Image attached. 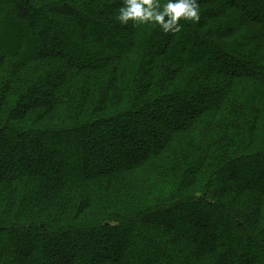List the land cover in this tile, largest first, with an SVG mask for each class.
I'll use <instances>...</instances> for the list:
<instances>
[{
  "label": "trees",
  "instance_id": "trees-1",
  "mask_svg": "<svg viewBox=\"0 0 264 264\" xmlns=\"http://www.w3.org/2000/svg\"><path fill=\"white\" fill-rule=\"evenodd\" d=\"M122 6L0 0V264H264V0Z\"/></svg>",
  "mask_w": 264,
  "mask_h": 264
},
{
  "label": "clouds",
  "instance_id": "clouds-1",
  "mask_svg": "<svg viewBox=\"0 0 264 264\" xmlns=\"http://www.w3.org/2000/svg\"><path fill=\"white\" fill-rule=\"evenodd\" d=\"M117 21L126 26L152 24L159 26L164 34H175L182 30L181 21L198 23L200 11L198 0H122Z\"/></svg>",
  "mask_w": 264,
  "mask_h": 264
}]
</instances>
